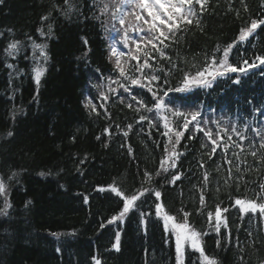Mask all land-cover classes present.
I'll return each instance as SVG.
<instances>
[{"label":"trees","instance_id":"1","mask_svg":"<svg viewBox=\"0 0 264 264\" xmlns=\"http://www.w3.org/2000/svg\"><path fill=\"white\" fill-rule=\"evenodd\" d=\"M197 14L176 37L164 41V55L151 60V70L166 90L204 68L208 57L235 40L249 20L264 19V0H208L207 10ZM49 24L48 62L37 91L30 65L23 70L25 63L19 59L16 64L22 68L10 69L1 55L12 42L37 40L38 29L47 33ZM252 44L249 62L264 55V25ZM103 48L90 0H0V177L8 183L11 204L7 215H0V264H92L93 256L102 264H175L172 245L164 244L153 218L154 198L149 192L141 200L147 199L151 209L143 205L140 209L151 216L147 235L132 212L121 230L120 251L108 250L114 233L100 225L120 210L121 202L95 192V187L115 185L127 195L141 188L159 190L168 212L177 216L185 212L203 227V218L196 216L202 208L201 193L213 210L212 204L226 205L236 195L254 196L264 185L260 144L251 146L248 140L237 146L232 140L210 158L211 148L200 133L191 143L188 137L181 142L186 155L177 167L180 181L167 183L166 176L156 175L163 143L154 130H141V110L120 101L118 95L99 100V94L88 91L95 73L114 71ZM26 53L19 55L25 62ZM241 53L242 49L235 53V64L242 62L237 60ZM211 89L206 94L194 90L188 100L215 111L227 105L228 91L247 106L264 101L260 92L264 77L258 73L238 83L219 79ZM86 91L95 111L84 104ZM130 95L150 100L135 89ZM14 172L16 179L9 181ZM146 172L151 180L145 178ZM236 218L227 216L229 229L220 235V246L209 239L205 246L217 264H264V219L242 227ZM194 262L199 264L185 256L184 264Z\"/></svg>","mask_w":264,"mask_h":264},{"label":"snow or ice","instance_id":"2","mask_svg":"<svg viewBox=\"0 0 264 264\" xmlns=\"http://www.w3.org/2000/svg\"><path fill=\"white\" fill-rule=\"evenodd\" d=\"M95 2V0H94ZM243 2V0H241ZM119 6L122 8H126L128 10L124 11L119 19V24L121 26V30L124 31V45L125 47L128 46L129 43L135 44L136 48L139 49L141 47L140 42L144 41L146 43H150L153 49L157 48V43L163 44L164 41L170 40L176 37V33L181 31V25L188 24L190 25L193 21L192 18L197 16L198 14L194 10L195 5H199L200 7V14L207 10L208 0H118ZM69 7V10H71ZM109 7L108 4H105V8ZM119 11V8L117 9ZM245 11L247 8L245 7ZM132 16L135 18L137 23L134 26V31L139 36V40L134 38H130L127 34L128 29L125 28V17ZM43 19H48V17H44ZM199 23V20H197ZM144 25L147 26L145 29ZM264 25V19H252L250 21V25H246L240 31L238 42L246 41L250 36H252L256 30L261 26ZM132 27V25H129ZM119 31V30H118ZM38 32L41 37H46L51 34V25H48V32L45 33L43 29H38ZM140 33H144L140 35ZM20 42L10 43L6 50L7 55L12 57L13 59L16 58V55L20 51L19 48ZM31 47L33 50L39 52V57H25V59H32L37 66L33 69L34 75L33 80L35 81L37 87L39 86L41 77L44 74L45 68L43 64H40L39 61L42 60L44 63L47 62L48 56L45 51L47 48V44L45 43H36L33 41L31 43ZM235 47L234 44H229L227 47L223 49V56L222 58L217 59L215 56L212 58V63L209 64L207 67L204 68V71H200L197 69L196 77L189 79L188 76L183 77V87L180 86H171L168 90H164L160 84L156 85V90L153 91L151 87H149V91L152 92V101H147L146 103H154L157 112L164 111L165 115L163 116L164 119V129L166 130L163 135L169 136L171 140L170 133H172L173 125L176 128L174 133L175 141L172 142L171 148L166 144L165 145V153L167 154L164 159L161 160V169L156 173V175H160L161 172L168 174L165 177V182L167 183H175L176 181L181 180V174L179 172H172L170 173V169H175L177 167V159L182 153H177L175 145L179 144L181 138L184 136V132L180 131L181 128L187 130L189 132L192 131L190 129V125L192 128L196 129L197 131H203L204 135L209 137L213 147L211 148V152L209 156L216 153L218 141L216 138L212 136V133L208 131L206 125L209 121L203 119L201 117V113L199 111H184L181 107H168V104L171 103V99L164 100L162 97L168 96L170 91L175 92H186L189 90L190 86L195 84L196 86H200L203 88H211L212 81L215 80L217 77H223L228 73H240V74H247V71L251 67H257L258 64L256 61L259 62V65H264V55H257L255 56V60L249 64L248 59H243L242 65L237 63L233 65L229 62V54L232 48ZM159 51V49H157ZM111 51L117 56L123 55V52H117L115 47H112ZM217 51H220L217 49ZM131 59H138V56L135 54L130 53ZM117 68H120V59L117 58L116 61ZM218 65V67H217ZM6 66L10 69H15L16 66L13 64H6ZM147 65H144L146 67ZM140 65L136 66V71H141ZM17 75L21 74L20 70L16 69ZM205 73L211 79H204ZM120 75L123 77L125 76V72L123 69L120 70ZM11 78V73H10ZM127 78V77H125ZM152 80L159 79V77L153 76L151 77ZM167 83V79L164 81ZM237 82L238 81H234ZM133 85L138 83L136 78L131 80ZM121 87L127 92L129 89L121 84ZM124 98L121 97V100ZM133 100H137L135 95L132 96ZM137 103H140V100H137ZM95 111V109H93ZM151 111V109H149ZM173 117V120L168 119V115ZM198 117H200L198 119ZM141 120L147 119L145 116L140 117ZM149 124H152V121L149 120ZM252 121H247V126H251ZM253 131L257 133V136L260 137V148L264 149V136L260 135V131L253 128ZM233 131H236L237 134L241 137V139H245L243 133L238 132V130L233 126ZM9 135H12L10 132ZM124 136H128V132H124ZM192 136H189L191 139ZM100 139V137H97ZM229 140L232 139L231 136L228 137ZM251 141V146H254V139L248 138ZM205 145H202V147ZM241 146V145H237ZM225 150L227 148L225 147ZM131 151V150H130ZM251 155L256 157L257 151L253 150ZM203 167V165H201ZM44 175V173H41ZM17 173H12V175L8 178L9 181H14L16 179ZM170 177V178H169ZM145 178L151 180L152 175L151 173L146 172ZM205 181L208 180V176L205 175ZM262 192H264V185H261ZM97 191L103 193L106 190L104 188H98ZM110 191L115 194V196L119 197L120 200L123 202L122 208L118 214L113 215L110 219H108L107 224H115L117 222L124 223L126 217L133 211H140L139 216V226L143 227L145 231L147 230L148 224L151 223V216L149 215V211H142L141 206L143 205L147 209H151L152 204H149L147 199L141 200V197L145 196L146 192L152 193L155 196V201L153 202L155 208V216L160 218L163 222V229L164 233L167 235V238L171 240L174 237L175 240V264H184V257L186 252V247H190L193 253L199 254V264H217V261L214 259H210L205 254V249L203 247V236L208 235L209 233L198 231L189 225L188 221V214L185 213L184 221L181 223L176 222V218L173 215L167 214L164 212L163 206L159 203L161 199V191L154 190L151 188H141L137 193L132 195L124 194L120 189L117 187H111ZM8 183L7 182H0V197H3L4 207L0 208V215H7L8 208L11 207L8 199ZM264 198V197H262ZM140 202L139 204L137 202ZM30 203V201L28 202ZM84 203H89V197L87 195L84 196ZM200 203L204 204V197H200ZM235 206L239 207V212L241 214L244 213H257L259 212L260 218L264 219V202L258 203L256 200H245V199H236ZM229 209L227 207L221 209L217 208L215 211V223H214V230L217 234L221 233V226L223 225L225 228L228 227L225 218L223 217V213L228 212ZM163 213V215H162ZM254 218V217H253ZM100 227L103 229L105 225L101 223ZM249 235H251V231H249ZM120 237L121 233L119 228L115 233V243L112 244V249L116 252L120 251ZM223 238V237H221ZM221 240H217V245L220 246ZM59 251V249H58ZM93 264H102V261L99 257L93 256L92 258ZM195 264V262H194Z\"/></svg>","mask_w":264,"mask_h":264},{"label":"rangeland","instance_id":"3","mask_svg":"<svg viewBox=\"0 0 264 264\" xmlns=\"http://www.w3.org/2000/svg\"><path fill=\"white\" fill-rule=\"evenodd\" d=\"M98 4H97V8H95V11H96V14L98 19L104 23V20L106 21V29L108 30V51H109V55L111 54L113 57H114V60H112V62L114 63V65L116 66V59L119 58L120 61H121V58L122 56H125L128 52V50H130L129 53L137 50L135 44L133 43H129L127 47H125L124 45V38H122V36L120 35V30L118 31H115L117 25H116V16H117V9L119 7V19L122 15V13L128 9L126 8H122L119 6V3H118V0H97ZM105 4H108L109 7L105 8ZM142 22V21H141ZM132 27H134L133 24H131ZM121 27V26H120ZM132 27H127L128 29H131ZM145 29L147 28L146 25H144ZM115 31V32H113ZM112 35L109 37V34ZM121 32H124L123 30ZM128 36L130 38H134L136 40H139V36L137 35V33L134 31V30H130L129 32H127ZM144 33H140V35H143ZM38 35H40L38 33ZM43 40L45 41V44H47V40L45 39V37H43ZM30 42L32 43L33 40L31 39ZM144 41H141L140 44H142ZM112 47H115L116 48V51L117 52H123V55L117 57L112 51ZM33 50V49H31ZM39 53V52H38ZM138 53V51H137ZM138 56V59L134 60V62L136 63V66L137 65H140L142 66L141 67V71H138L137 72V80L138 82H141L142 78H141V75L143 74V71L147 70V66L144 67V65H147L146 64V61H145V57L142 55V54H136ZM35 57H39V55L35 56ZM40 63V61H39ZM41 64V63H40ZM35 66H37V64H35ZM123 69L124 72L126 71V67H125V64L120 62V68H119V72L120 70ZM195 76H191L189 77V79H192L194 78ZM142 87V86H140ZM99 89H107V91H109V87H105L104 85H101ZM87 104H89V101H86ZM159 117H163V115L161 113H159ZM161 169V167H160ZM167 174L161 172V174L159 175V177H162V176H166ZM137 215L140 216V211H136ZM163 215V213H162ZM160 219V218H159ZM162 225H163V222L162 220L160 219ZM206 225L208 226V224L206 223ZM138 227H139V223H138ZM209 232H215L214 230V225H212L210 222H209V229H208ZM174 243H175V240H174V237L171 239ZM191 248L190 247H186V250H190ZM196 255H199L198 253H196Z\"/></svg>","mask_w":264,"mask_h":264}]
</instances>
